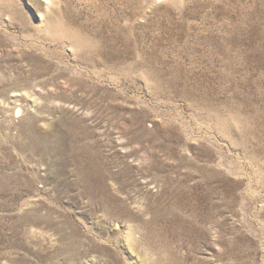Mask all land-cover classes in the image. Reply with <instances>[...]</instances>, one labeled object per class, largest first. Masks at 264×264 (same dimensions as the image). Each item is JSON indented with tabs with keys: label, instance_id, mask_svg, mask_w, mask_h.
<instances>
[{
	"label": "rangeland",
	"instance_id": "obj_1",
	"mask_svg": "<svg viewBox=\"0 0 264 264\" xmlns=\"http://www.w3.org/2000/svg\"><path fill=\"white\" fill-rule=\"evenodd\" d=\"M0 264H264V0H0Z\"/></svg>",
	"mask_w": 264,
	"mask_h": 264
}]
</instances>
